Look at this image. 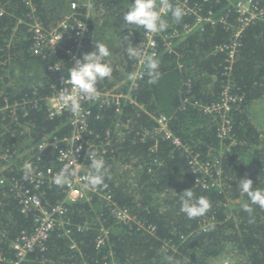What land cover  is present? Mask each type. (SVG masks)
Instances as JSON below:
<instances>
[{
    "label": "trees",
    "instance_id": "1",
    "mask_svg": "<svg viewBox=\"0 0 264 264\" xmlns=\"http://www.w3.org/2000/svg\"><path fill=\"white\" fill-rule=\"evenodd\" d=\"M72 1L32 0L31 6L26 0H0V105L17 104L15 110H0V149L17 151L11 168L3 171L0 164V254L15 258L12 242L35 225L33 216L22 212L9 182L19 179L28 184L17 157L26 154L34 167L58 173L66 165L52 143L67 145L63 138L72 134L69 112L51 116L46 100L66 86L63 80L70 67L66 50L77 51L82 58L100 42L110 49L107 60L113 72L97 88L116 87L114 92L125 94L109 103L89 104L92 113L85 137L98 145L108 168L106 186H98L104 196L86 190L83 198L70 200L58 186L33 185L49 208L66 200L65 211L58 215L64 223L51 231L44 248L36 247L20 264H168L169 256L180 264H212L230 254H236L238 264H264V209L253 205L251 214L245 212L242 205L249 201L238 190L243 178H251L254 187H264V121L258 124L252 117V110L257 114L258 104H264V21L248 25L239 37L228 78L224 74L227 54L217 48L235 39L234 0H168L183 9L186 1L203 18L212 12L215 22L203 20L187 32L184 26L196 23L195 14L186 13L179 23L166 15L169 27L163 35L174 29L181 33L172 50L157 36L155 58L162 75L156 83H148L145 64L142 78L131 86L127 76L135 71L137 59L130 58L126 49L139 45L144 31L123 21L132 0H96L88 7L81 2L79 14L90 22L84 38L68 28L61 47L34 54L29 26L32 7L49 28L71 12ZM226 14L228 25L222 19ZM226 81L231 82L237 101L228 113L231 132L222 142L220 116L205 112L195 102L217 100ZM161 114L169 117L173 135L194 153L204 158L212 151L222 170V188L197 184L184 148L164 134H154ZM43 141L48 145L42 150ZM189 188L211 203L203 217L188 219L180 211V197ZM115 208L128 209L141 225L117 220ZM102 228L108 236L97 247Z\"/></svg>",
    "mask_w": 264,
    "mask_h": 264
},
{
    "label": "built area",
    "instance_id": "2",
    "mask_svg": "<svg viewBox=\"0 0 264 264\" xmlns=\"http://www.w3.org/2000/svg\"><path fill=\"white\" fill-rule=\"evenodd\" d=\"M96 0H73L71 3V12L64 16L63 20L60 21L57 25L52 27H45L42 22L38 19L35 14V8L32 7L31 12H29V17L31 21L29 23L30 30L34 34V45L33 52L34 54H43L48 49H54L61 47V40L64 35V30L71 28L76 30V34L81 36L82 39L86 31L89 29V19L80 16L79 9L81 7V2H84L85 6H90ZM26 3L33 6L32 0H26ZM185 13H193L196 15V23L190 25L185 24V29L187 32L192 31L199 23H202L203 20L215 22V19L212 16V12L206 18H203L202 15L190 7L185 1L183 3ZM233 8L237 13L236 25H233V30L235 32V39L232 42L220 45L217 50L225 51L226 56V66L224 74L230 77L232 70L234 68V63L237 59L238 50H239V37L244 32L246 27L257 21H264V0H234ZM2 13V11H1ZM36 15V17H34ZM227 14L225 17H222L224 21L229 24L226 20ZM85 26L84 29H81L80 26ZM181 31L174 29L170 34L157 33V34H146L144 31L140 36V45L145 49V55H155L159 53V41L157 36L163 40L164 46L167 49L172 50L174 47V40L179 38ZM69 55L68 62L70 63L69 71L72 66L75 65L76 60L78 59L77 51L72 49L66 50ZM58 68L62 67L63 63H57ZM144 63L137 59L135 63V73L143 76L144 73ZM67 79V78H66ZM136 81H131V86ZM68 86V85H66ZM98 89V88H97ZM116 87L111 88L110 90L98 89V97L94 100H85L82 102V112L79 117L74 116L70 111L64 108L58 100V93H53L52 95L46 98L47 104L49 105L50 115H61L64 112H69V122L72 127L71 136H66L63 138V141H67L66 146H61L55 144V147L58 149V159L65 164H72L73 166L78 165L80 172L76 178H74L70 185L58 186L54 183V177L58 174L57 171L52 168L42 170L41 168H36L33 166V173L26 179L23 171L24 179L27 180L28 184L20 182L19 179H13L10 182L11 189L14 192V196L18 198L21 210L23 213L29 215L31 214L34 218L35 225L31 230H23L17 238L12 242L11 247L15 252V258H8L7 256L0 254V262L5 264H20L27 255L33 251L36 247H45V241L48 240L51 231L56 227V225H63L64 220L62 217H58L59 214L65 211L63 199L57 203L52 208L47 207L41 198V195L32 189L34 185L35 188H38L40 184H46L49 186H58L66 194V199L75 200L80 199L86 196V190H93L90 187H87L85 184L84 177L91 171L89 165H84L85 161H89L90 157L88 153H94L96 158H104L101 153L98 145L95 142H90L89 137H85V132L89 134V118L92 113L91 107L89 104L100 103L105 104L111 101V98L119 100L121 97L125 96L123 93H116L114 90ZM232 85L230 81H226L223 85V90L220 97L211 102V103H199L195 102V105H198L204 109L205 112L212 114L214 116H220L221 122L219 123V137L223 142L227 136H229L232 127V121L228 116V113L233 108L234 103L237 101V96L232 93ZM7 102V101H6ZM17 104L10 105L6 104L5 107L0 105V110L5 108H11V110L16 109ZM169 117L165 114H161L156 117L157 127L153 129L154 134H164L165 137L171 139L174 144L179 147L184 148L191 168L196 174V183L200 184L202 187L211 188L219 187L222 188L223 177L222 170L218 164L217 158L212 157V151L208 152L207 157L201 158L200 154L194 153L191 150L189 145H185L178 137L173 135L168 125ZM48 142H41L39 148L43 149ZM86 146V148H85ZM220 151L223 152V144L220 147ZM100 153V154H99ZM17 151H13L10 148H6L5 151L0 149V164L1 170H6L11 168L14 164L15 155ZM26 154H20L17 158L21 159V166L27 162L33 165L32 157L27 156ZM2 183H5V179H1ZM94 192H99L98 187L93 190ZM103 195V194H101ZM104 196V195H103ZM114 216L117 220L129 224L135 222L138 225H141L140 221L133 216L128 209L125 208H115L113 211ZM154 228L149 227V231L153 232ZM69 230H67L68 232ZM108 236V230L102 228L101 232L97 236V247H100L105 243ZM72 247H76L74 243ZM229 260L216 264H230ZM89 264V263H85ZM112 264H118L113 261Z\"/></svg>",
    "mask_w": 264,
    "mask_h": 264
},
{
    "label": "clouds",
    "instance_id": "3",
    "mask_svg": "<svg viewBox=\"0 0 264 264\" xmlns=\"http://www.w3.org/2000/svg\"><path fill=\"white\" fill-rule=\"evenodd\" d=\"M185 14L181 6H173L168 3V0H132L131 6L123 14V21L126 26L142 27L146 34H157L165 32L169 27L166 15H170L173 21L179 23ZM80 28L84 29L85 26L82 25ZM126 51L130 58L138 59L146 64L148 83H156L160 79L162 75L160 61L155 58L154 54L145 55V49L140 44L130 45ZM110 54V49L104 43L96 42L95 50L86 52L82 58H78L75 65L71 67L67 79L63 80V84L68 86L61 88L58 100L74 116H80L83 101L94 100L98 97V82L111 78L113 67L107 60ZM127 78L129 81H136L142 76L132 72L128 73ZM88 155L91 160V171L84 177L86 186L93 190L98 186H106L108 168L104 159L96 158L94 153L89 152ZM23 171L27 179L33 173V165L26 162L23 165ZM79 172L78 165L66 164L54 177V183L58 186L70 185ZM238 190L241 195H246L249 201L242 205L245 212L251 214L254 211L253 205L264 209V187H254L251 178H243L238 182ZM210 208L209 199L204 196L197 197L191 188L184 190L180 197V211L188 219L203 217ZM168 264H180V261L169 256Z\"/></svg>",
    "mask_w": 264,
    "mask_h": 264
},
{
    "label": "rangeland",
    "instance_id": "4",
    "mask_svg": "<svg viewBox=\"0 0 264 264\" xmlns=\"http://www.w3.org/2000/svg\"><path fill=\"white\" fill-rule=\"evenodd\" d=\"M264 100V98H262ZM264 104L262 102H260L258 104V112L257 114H255V110H252V117L254 118V120L256 122H258V124H261L264 121ZM236 254H230L226 257H224L221 260H215L213 261L212 264H216V263H220V262H224L225 260H229L231 263L230 264H238L237 259L235 258Z\"/></svg>",
    "mask_w": 264,
    "mask_h": 264
}]
</instances>
